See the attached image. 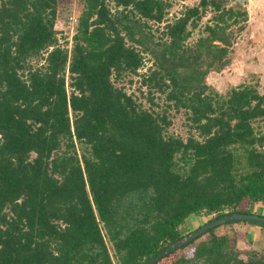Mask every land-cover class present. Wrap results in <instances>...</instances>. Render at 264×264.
Masks as SVG:
<instances>
[{
  "label": "trees",
  "instance_id": "16d2710c",
  "mask_svg": "<svg viewBox=\"0 0 264 264\" xmlns=\"http://www.w3.org/2000/svg\"><path fill=\"white\" fill-rule=\"evenodd\" d=\"M77 1L67 50L53 29L57 0H0V264H145L191 216L264 209V130L254 126L264 96L205 83L228 65L245 11L199 0L154 37L148 22L162 23L168 0ZM144 54L148 102L161 96L195 135L165 136L162 114L113 85ZM215 228L154 264H264L237 249L240 233Z\"/></svg>",
  "mask_w": 264,
  "mask_h": 264
},
{
  "label": "rangeland",
  "instance_id": "374dc122",
  "mask_svg": "<svg viewBox=\"0 0 264 264\" xmlns=\"http://www.w3.org/2000/svg\"><path fill=\"white\" fill-rule=\"evenodd\" d=\"M198 2L199 0H168L169 6L165 10L162 23L154 24L153 22H148L150 33L154 37H158L166 22H171L184 8L195 6ZM224 2L227 7H239L243 9L246 13V20L242 24L241 30L237 31V26L232 27L234 38L229 50L228 65L218 73H209L205 78V83L220 95H223L230 88L246 84L255 86L258 93L264 96V0H246V7H242V0H227V2L224 0ZM109 7H112L111 4ZM80 9L81 5L77 0H57V15L53 29L57 44L67 50L71 46L74 28L66 22V18L70 14H79ZM211 17L212 12L209 9L206 10L198 23V27L191 31L187 40L188 44L197 39L202 27L210 21ZM142 57L141 65L136 74L123 73L116 79L111 78L113 85L121 88L127 95H131L142 108H151L154 112L162 114L169 123L164 130L165 136L177 137L184 140L189 135H195L193 130L189 128L182 112L174 113L164 108L161 96L153 94V104L148 102L147 91L141 86L140 75L152 69V61L147 54L142 55ZM37 62L33 61L32 64H36ZM65 82L67 85V74L65 75ZM67 91H69L68 88ZM254 126L264 130L263 122L255 123ZM249 210L252 214L260 215L261 213V208L257 205H251ZM208 220V217L191 216L180 228V233L182 236H185ZM232 226L228 224L215 228L214 234L229 235L231 237ZM262 231L264 232V230ZM189 249L190 247L178 251V253L185 254ZM238 249L245 251L250 248L244 249L242 246H238ZM257 249L260 253L264 254V244H258Z\"/></svg>",
  "mask_w": 264,
  "mask_h": 264
},
{
  "label": "water",
  "instance_id": "95a60500",
  "mask_svg": "<svg viewBox=\"0 0 264 264\" xmlns=\"http://www.w3.org/2000/svg\"><path fill=\"white\" fill-rule=\"evenodd\" d=\"M242 7H246V0H242ZM233 222H249V223H255L258 224L262 227H264V217L262 215H256L252 213L248 214H242V213H232V214H227L218 218L211 219L190 233L186 234L176 242L172 243L171 245L167 246L164 248L162 251H160L157 255L149 259L145 264H154L156 263L159 259L163 258L164 256L181 249L182 247L188 245L191 243L194 239L199 237L200 235L206 233L207 231L223 225L227 223H233Z\"/></svg>",
  "mask_w": 264,
  "mask_h": 264
},
{
  "label": "crops",
  "instance_id": "0c3cea01",
  "mask_svg": "<svg viewBox=\"0 0 264 264\" xmlns=\"http://www.w3.org/2000/svg\"><path fill=\"white\" fill-rule=\"evenodd\" d=\"M257 206L261 208L260 215L261 214L264 215V209L258 204ZM231 229L232 231L237 232L238 234L240 233L241 236H243V239L236 243L237 249H238V246H242V248L244 249L250 248L252 250L259 252L257 249L258 244H261V243L264 244V232L262 231L264 229L260 227L253 226V225H245V224L239 225L238 224V225H233Z\"/></svg>",
  "mask_w": 264,
  "mask_h": 264
},
{
  "label": "built area",
  "instance_id": "2783aa9c",
  "mask_svg": "<svg viewBox=\"0 0 264 264\" xmlns=\"http://www.w3.org/2000/svg\"><path fill=\"white\" fill-rule=\"evenodd\" d=\"M77 19H78V14H70L68 15V17L66 18V22L70 25L73 26V28L75 27L76 23H77Z\"/></svg>",
  "mask_w": 264,
  "mask_h": 264
},
{
  "label": "flooded vegetation",
  "instance_id": "af4514ba",
  "mask_svg": "<svg viewBox=\"0 0 264 264\" xmlns=\"http://www.w3.org/2000/svg\"><path fill=\"white\" fill-rule=\"evenodd\" d=\"M226 2H227V0H226Z\"/></svg>",
  "mask_w": 264,
  "mask_h": 264
}]
</instances>
